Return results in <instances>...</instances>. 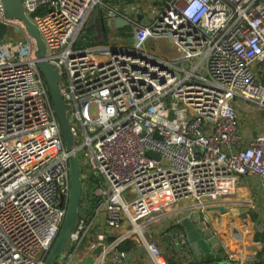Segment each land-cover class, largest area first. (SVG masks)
I'll list each match as a JSON object with an SVG mask.
<instances>
[{"label":"built area","instance_id":"obj_1","mask_svg":"<svg viewBox=\"0 0 264 264\" xmlns=\"http://www.w3.org/2000/svg\"><path fill=\"white\" fill-rule=\"evenodd\" d=\"M21 4L59 70L73 145L64 146L24 22L0 3V264H43L66 214L68 158L79 152L84 213L53 264H127L138 247L144 264H168L164 251L191 264L182 218L203 233V211L224 206L240 178L264 196V0H149L147 20L121 1ZM94 8L125 20L135 38L169 40L171 59L119 42L78 45ZM91 174L106 188L91 190Z\"/></svg>","mask_w":264,"mask_h":264},{"label":"water","instance_id":"obj_2","mask_svg":"<svg viewBox=\"0 0 264 264\" xmlns=\"http://www.w3.org/2000/svg\"><path fill=\"white\" fill-rule=\"evenodd\" d=\"M4 16L10 19H19L24 22L25 30L32 38L35 44V58L37 60V68L39 69L44 79L46 89L48 92L50 103L53 107L56 120L58 122L63 143L66 150L70 151L73 145V138L70 131V125L66 117L65 106L58 88L59 70L54 65L47 62L44 58L45 47L39 37L35 25L25 16L21 0H0ZM32 16V14L30 15ZM140 18V16H138ZM98 19L101 26V33L106 37V32L111 29H121L128 26L127 22L121 18H108L104 16L103 12L98 8H94L91 14V22L88 27L94 28V35L96 27L93 26ZM6 33V26L0 24V40ZM253 133L252 137L255 138ZM147 155L159 159L157 154L147 152ZM69 166V195L67 200L66 214L56 240L47 254L43 264H53L56 257L62 253L64 244L68 239L71 230L73 229L77 218L84 213V208L81 207L82 198V184L80 178L79 162L76 157L70 155L68 158ZM221 213L227 210L223 206L217 207ZM180 226L183 229L189 248L194 252L198 258L197 264H232L228 261H221L217 259L215 252L212 250L207 237L196 227L190 218H182ZM99 248H96L93 254H98ZM81 264H92V257H87Z\"/></svg>","mask_w":264,"mask_h":264},{"label":"crops","instance_id":"obj_3","mask_svg":"<svg viewBox=\"0 0 264 264\" xmlns=\"http://www.w3.org/2000/svg\"><path fill=\"white\" fill-rule=\"evenodd\" d=\"M112 1L115 3L121 1L127 6H143L139 7V10L144 16L148 12L146 8L149 0ZM163 4V2L156 4L155 10H158ZM152 6H154V3ZM91 14L88 18L87 26L91 22ZM139 16L141 18L142 15ZM93 26L96 27L95 32L98 33L95 37L100 40L98 44H104L105 37L101 33L98 19ZM117 30H108L106 34L108 36L116 34ZM85 199L86 196L83 195L82 201ZM223 202V207L227 210L225 213L213 209H206L202 213L208 218V227L203 233L209 238L208 242L217 259L227 261L226 254L234 253L243 261L247 260L246 264H264V196L257 186V181L252 178H240L233 194L226 197ZM120 231L118 229L115 233L117 234ZM161 242L163 244L164 240H161ZM133 246L132 242H127L121 245L120 249L128 251ZM133 252L131 261L127 262V264H144V261L146 262L147 257L145 256L144 248H135ZM164 253L168 264H178V260L170 257L167 251H164ZM190 254L192 257L191 264H197L198 258L192 250Z\"/></svg>","mask_w":264,"mask_h":264},{"label":"rangeland","instance_id":"obj_4","mask_svg":"<svg viewBox=\"0 0 264 264\" xmlns=\"http://www.w3.org/2000/svg\"><path fill=\"white\" fill-rule=\"evenodd\" d=\"M139 7H143V6H139ZM144 18L147 20L150 18L149 15V11L145 14ZM90 27H88L86 25L85 30L83 32V36L80 37V40L77 42L78 45L80 46H88V45H95V44H91L89 39L90 37L87 35L86 33V29H88ZM131 31V27L127 26L125 28H121L118 29L116 31V34L113 35H109L107 38L104 39L105 42H113V43H121V45L123 46H127L129 48H134V49H138V50H142V49H148L152 51V53H154V55L162 58V59H171L170 57L173 55V51H174V47L172 46L171 42H169V40L166 39H140L133 37L130 34ZM98 35V34H97ZM96 35V36H97ZM95 41L96 44L100 42V40H98L95 37ZM260 69L264 71V62L260 64ZM262 82L264 84V79H262ZM252 106V105H250ZM258 117L260 119L263 118L262 113H257ZM76 158L78 160V162L81 164L84 161L83 158V153L79 152L76 155ZM87 172L90 173V169L89 167L87 168ZM85 179L82 183L85 184ZM90 186H91V190H94L97 187H101L102 189L106 188V184L104 179L101 176H94L91 174L90 176ZM92 200L96 202V198L92 197ZM128 228V227H127Z\"/></svg>","mask_w":264,"mask_h":264},{"label":"trees","instance_id":"obj_5","mask_svg":"<svg viewBox=\"0 0 264 264\" xmlns=\"http://www.w3.org/2000/svg\"><path fill=\"white\" fill-rule=\"evenodd\" d=\"M86 33L90 37V39H89L90 43L91 44H96V41H95V36L96 35H94L93 28L91 27V28L86 29ZM248 264H250V263H248Z\"/></svg>","mask_w":264,"mask_h":264}]
</instances>
